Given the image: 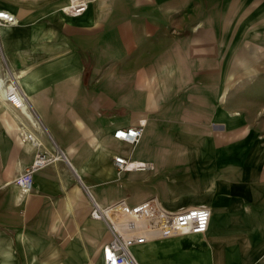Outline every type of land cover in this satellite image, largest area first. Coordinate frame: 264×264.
I'll list each match as a JSON object with an SVG mask.
<instances>
[{"label": "crops", "instance_id": "crops-1", "mask_svg": "<svg viewBox=\"0 0 264 264\" xmlns=\"http://www.w3.org/2000/svg\"><path fill=\"white\" fill-rule=\"evenodd\" d=\"M68 2H0L17 17L0 27V77L38 119L0 98V264H104L112 235L88 190L211 210L203 233L134 247L141 263L264 264V0H90L79 15ZM142 120L136 145L113 136ZM39 149L64 158L22 194ZM119 153L154 168L119 173Z\"/></svg>", "mask_w": 264, "mask_h": 264}, {"label": "built area", "instance_id": "built-area-1", "mask_svg": "<svg viewBox=\"0 0 264 264\" xmlns=\"http://www.w3.org/2000/svg\"><path fill=\"white\" fill-rule=\"evenodd\" d=\"M89 1L69 0L62 9L68 15H79L87 10ZM16 22L17 17L13 12L0 9V27ZM0 53L2 54L1 44ZM0 92L6 102L31 118L34 126L38 124V119H32V116H36L35 110L14 79L10 78L6 82L1 78ZM145 129L146 121L142 120L136 125L117 127L113 136L136 145L143 137ZM20 135L23 141L41 145L34 132L28 130L24 124H20ZM59 158H64V154L56 149H39L25 171L14 179L21 193L27 194L33 189V176L38 170ZM112 162L119 173L154 168L150 162L136 161L121 153L112 155ZM88 192L92 201L90 216L104 221L112 235L103 246L104 264H141L134 247L175 235L203 233L208 229L211 219V210L207 207L171 210L153 197L133 204L125 198L102 203L89 190Z\"/></svg>", "mask_w": 264, "mask_h": 264}, {"label": "rangeland", "instance_id": "rangeland-1", "mask_svg": "<svg viewBox=\"0 0 264 264\" xmlns=\"http://www.w3.org/2000/svg\"><path fill=\"white\" fill-rule=\"evenodd\" d=\"M7 1H9V0H0V2H7ZM11 1H13V0H11ZM15 1H17V0H15ZM0 62H1V66H0V70L1 69H4V67H5V61H4V59L2 58V56H1V53H0ZM145 252L148 254V256H150V255H152V253L154 252V250L152 249V248H147L146 250H145ZM151 257H148L147 259H150ZM141 262V261H140ZM141 264H150V261H146V263L142 260V263Z\"/></svg>", "mask_w": 264, "mask_h": 264}, {"label": "bare ground", "instance_id": "bare-ground-1", "mask_svg": "<svg viewBox=\"0 0 264 264\" xmlns=\"http://www.w3.org/2000/svg\"><path fill=\"white\" fill-rule=\"evenodd\" d=\"M1 78H2V77H0V79H1ZM0 98L3 99V96H2V94H1V92H0ZM140 257H141V256H140Z\"/></svg>", "mask_w": 264, "mask_h": 264}]
</instances>
